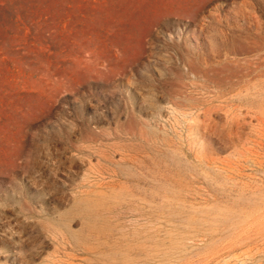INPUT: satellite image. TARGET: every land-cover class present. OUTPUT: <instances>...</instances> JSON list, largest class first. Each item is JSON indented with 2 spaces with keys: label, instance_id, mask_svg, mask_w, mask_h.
I'll use <instances>...</instances> for the list:
<instances>
[{
  "label": "rangeland",
  "instance_id": "rangeland-1",
  "mask_svg": "<svg viewBox=\"0 0 264 264\" xmlns=\"http://www.w3.org/2000/svg\"><path fill=\"white\" fill-rule=\"evenodd\" d=\"M0 264H264V0H0Z\"/></svg>",
  "mask_w": 264,
  "mask_h": 264
},
{
  "label": "bare ground",
  "instance_id": "bare-ground-1",
  "mask_svg": "<svg viewBox=\"0 0 264 264\" xmlns=\"http://www.w3.org/2000/svg\"><path fill=\"white\" fill-rule=\"evenodd\" d=\"M255 2H256V1H255ZM252 6H253V5H252ZM261 6H262V5H261ZM261 6H260V7H261ZM260 7H259V8H260ZM256 10H257V9H256ZM242 12H243V11H242ZM247 13H248V12H247ZM244 14H245V13H244ZM244 14H243V15H244ZM248 14H249V13H248ZM246 16H247V14H246ZM248 16H249V15H248ZM243 17H244V16H243ZM261 88H262V87H261ZM256 99H257V97H256Z\"/></svg>",
  "mask_w": 264,
  "mask_h": 264
}]
</instances>
